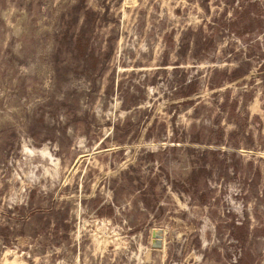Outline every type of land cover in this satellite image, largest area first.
<instances>
[{
    "label": "rangeland",
    "instance_id": "obj_1",
    "mask_svg": "<svg viewBox=\"0 0 264 264\" xmlns=\"http://www.w3.org/2000/svg\"><path fill=\"white\" fill-rule=\"evenodd\" d=\"M0 264H264V0H0Z\"/></svg>",
    "mask_w": 264,
    "mask_h": 264
},
{
    "label": "water",
    "instance_id": "obj_2",
    "mask_svg": "<svg viewBox=\"0 0 264 264\" xmlns=\"http://www.w3.org/2000/svg\"><path fill=\"white\" fill-rule=\"evenodd\" d=\"M159 234H160L159 232H156L154 234V236H155L156 239L159 237ZM160 244H161L160 243V240H155L154 243H153V245H154L155 248H159L160 247Z\"/></svg>",
    "mask_w": 264,
    "mask_h": 264
}]
</instances>
